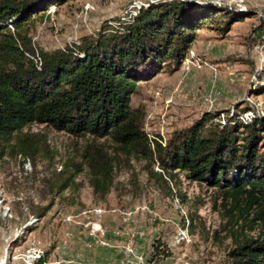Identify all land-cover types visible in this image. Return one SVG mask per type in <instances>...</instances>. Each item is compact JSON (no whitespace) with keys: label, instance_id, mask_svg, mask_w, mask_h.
<instances>
[{"label":"rangeland","instance_id":"obj_1","mask_svg":"<svg viewBox=\"0 0 264 264\" xmlns=\"http://www.w3.org/2000/svg\"><path fill=\"white\" fill-rule=\"evenodd\" d=\"M157 1L59 0L39 12L28 34L37 50L51 52ZM186 1L232 17L226 28H196L179 67L165 64L131 95V106L144 112L143 130L163 145L208 115L218 128L264 119V0ZM23 131L38 147L33 157L7 150L0 159V264H229L238 238L260 233L235 223L223 190L182 170L162 171L108 139L46 123ZM88 146L112 157L105 194L89 183L81 158Z\"/></svg>","mask_w":264,"mask_h":264},{"label":"trees","instance_id":"obj_2","mask_svg":"<svg viewBox=\"0 0 264 264\" xmlns=\"http://www.w3.org/2000/svg\"><path fill=\"white\" fill-rule=\"evenodd\" d=\"M58 1L0 0V159L7 150L33 157L38 147L23 131L31 123L108 139L128 157L157 162L166 172L182 170L223 190L238 215L235 223L260 230L257 238H238L229 264H264V119L218 128L208 115L163 145L148 137L143 110L130 103L140 81L151 79L165 64L179 67L196 28H226L232 14L186 0L157 1L78 44L37 50L30 26L41 10ZM81 158L94 191L107 193L112 157L88 146ZM72 166L80 170L76 162ZM68 179L60 189L69 185Z\"/></svg>","mask_w":264,"mask_h":264}]
</instances>
